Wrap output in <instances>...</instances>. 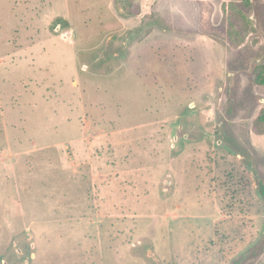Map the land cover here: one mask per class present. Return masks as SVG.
<instances>
[{
    "label": "rangeland",
    "instance_id": "obj_1",
    "mask_svg": "<svg viewBox=\"0 0 264 264\" xmlns=\"http://www.w3.org/2000/svg\"><path fill=\"white\" fill-rule=\"evenodd\" d=\"M264 0H0V264H264Z\"/></svg>",
    "mask_w": 264,
    "mask_h": 264
},
{
    "label": "trees",
    "instance_id": "obj_2",
    "mask_svg": "<svg viewBox=\"0 0 264 264\" xmlns=\"http://www.w3.org/2000/svg\"><path fill=\"white\" fill-rule=\"evenodd\" d=\"M259 81L261 82V84L264 85V76L260 77ZM256 127H257V129H256L257 133H259V134L264 133V110L257 120Z\"/></svg>",
    "mask_w": 264,
    "mask_h": 264
}]
</instances>
